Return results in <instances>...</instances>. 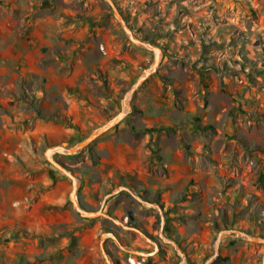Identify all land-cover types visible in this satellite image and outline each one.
<instances>
[{
    "label": "rangeland",
    "instance_id": "1",
    "mask_svg": "<svg viewBox=\"0 0 264 264\" xmlns=\"http://www.w3.org/2000/svg\"><path fill=\"white\" fill-rule=\"evenodd\" d=\"M113 2L160 57L116 127L76 153L53 152L79 179L82 208L105 199L102 213L84 217L69 199L70 178L45 153L75 145L117 113L156 52L128 38L106 0H0L7 27L63 20L69 36L54 50L66 52L64 64L44 49L42 67L78 65L75 90L85 102L61 111L74 107L72 88L60 94L45 74L0 69V143L11 147L0 155L28 178L26 203L59 200L71 211L61 231H45L41 209L26 225L0 222V264H262L264 0ZM2 38L0 51L10 45Z\"/></svg>",
    "mask_w": 264,
    "mask_h": 264
},
{
    "label": "crops",
    "instance_id": "2",
    "mask_svg": "<svg viewBox=\"0 0 264 264\" xmlns=\"http://www.w3.org/2000/svg\"><path fill=\"white\" fill-rule=\"evenodd\" d=\"M62 22L63 20L57 21L52 16L40 17L32 21L29 27H23L21 29L19 27L11 28L10 23H8L10 27H7L5 20L0 21V36L2 35L3 37L1 40L10 44L0 51L4 57V59L0 60V69L2 72L19 69L25 77L33 76V72L37 75L45 74L46 86L57 89V92L60 94L67 87L72 88L73 96H76L74 107H70L67 110L61 109L64 112H71L72 110L76 111L78 108L85 107V102L79 101L78 90H75L80 85L78 83L81 76L79 66H72L73 69L71 68L70 71L68 70L69 65H66L64 68H59L51 63H47L45 67H42L43 63L40 58L45 49L52 56L53 59L51 61L54 62L57 59L58 63H63L65 60V58L61 60V57L66 54L65 51L54 50L56 46L62 47L65 43L64 38L69 36L66 33L64 34L63 31L66 30V27H61ZM23 23L24 21H21L22 26ZM56 28H58L57 31H62L63 34L59 35V32L55 33L54 30ZM72 46V48H77L78 44L75 43ZM68 53L72 52L68 51ZM6 54L13 55L14 59L10 61V59H7ZM34 63L38 65V68H34ZM1 148L11 147L6 143L3 145L1 142L0 150L2 151ZM27 180L28 178L20 174V170L14 166V162L11 159H6L0 155V181L3 183V186L0 187V222L10 225H26L29 216L31 214L35 215L37 210L41 209L45 212L43 224H46V221L51 224V228L43 225L45 231H53L54 226L58 228H55L57 231H61L63 230L64 224L66 226L65 230L68 229V222L71 220L70 207L59 200H45L44 202H37L32 205L26 203L25 187Z\"/></svg>",
    "mask_w": 264,
    "mask_h": 264
},
{
    "label": "water",
    "instance_id": "3",
    "mask_svg": "<svg viewBox=\"0 0 264 264\" xmlns=\"http://www.w3.org/2000/svg\"><path fill=\"white\" fill-rule=\"evenodd\" d=\"M109 5L111 6L114 14L116 15V17L119 19V21L121 22V25L124 29V31L126 32L128 38L137 44L143 45L144 47H147L149 49H154L156 52L155 58L152 62V64L150 65L149 68H147L143 74L138 78V80L134 83V85L125 93V95L122 98L121 101V108L120 110L115 113L114 115H112L110 118H108L106 121H104L103 123H101L100 125L96 126L94 129H92V131L86 135L83 139H81L78 143H76L73 146H68L67 142H62L60 145H55L51 148H48L46 153H45V158L47 159V161L49 163H51L55 168H57L58 170H60L61 172H63L66 176H68L71 180V190L69 192V199L73 205V207L75 208V210L84 217H92V216H96L100 213H102V209L105 203V199L103 200L101 206L99 209L97 210H87L81 207L80 203L78 202L77 198H76V194L79 188V179L70 171L68 170L63 164H61L59 161H57L54 157H53V152L55 150H59V149H63L65 152L67 153H76L80 150H82L83 148L87 147L88 145H90L97 137H99L100 135H102L103 133H105L106 131L110 130L111 128H113L115 125H117L127 114L128 109H129V104L128 101L131 97V95L134 93L135 89L138 87V85L145 80V78H147L148 75H150L153 71H155L156 67L158 66L159 63V57H160V50L157 47L152 46L150 43L148 42H143L140 41L138 38H136L131 29L125 24L121 14L119 13V11L117 10L113 0H106ZM112 193H110L107 196H110ZM163 231L162 225L160 228V236L162 237V239L173 243V241L166 239L164 236L161 235ZM226 232H220L218 233L215 241H214V255L208 260L211 261L215 255L217 254V250L220 244V239L223 235H225ZM241 235H243V237H245L248 240H256L259 241V238H255V237H251L245 233H241L239 232ZM262 264H264V255H263V260H262Z\"/></svg>",
    "mask_w": 264,
    "mask_h": 264
},
{
    "label": "trees",
    "instance_id": "4",
    "mask_svg": "<svg viewBox=\"0 0 264 264\" xmlns=\"http://www.w3.org/2000/svg\"><path fill=\"white\" fill-rule=\"evenodd\" d=\"M65 125L70 126V127L72 126L71 124L66 123V122H65ZM116 126H117V125H115V127H116ZM73 127H74V126H73ZM143 130H144V131H145V130H148V131H149L150 129H143ZM49 165H50L52 168H54L53 165H51V164H49Z\"/></svg>",
    "mask_w": 264,
    "mask_h": 264
},
{
    "label": "bare ground",
    "instance_id": "5",
    "mask_svg": "<svg viewBox=\"0 0 264 264\" xmlns=\"http://www.w3.org/2000/svg\"><path fill=\"white\" fill-rule=\"evenodd\" d=\"M50 153V152H49ZM49 153H46V154H48L49 155Z\"/></svg>",
    "mask_w": 264,
    "mask_h": 264
}]
</instances>
